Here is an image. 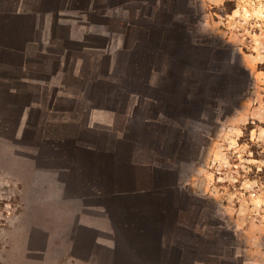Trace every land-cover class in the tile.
Wrapping results in <instances>:
<instances>
[{"label": "crops", "instance_id": "1", "mask_svg": "<svg viewBox=\"0 0 264 264\" xmlns=\"http://www.w3.org/2000/svg\"><path fill=\"white\" fill-rule=\"evenodd\" d=\"M181 3L0 0V158L68 264H263L218 197L221 157L264 113L250 53L204 41Z\"/></svg>", "mask_w": 264, "mask_h": 264}, {"label": "rangeland", "instance_id": "2", "mask_svg": "<svg viewBox=\"0 0 264 264\" xmlns=\"http://www.w3.org/2000/svg\"><path fill=\"white\" fill-rule=\"evenodd\" d=\"M181 8L187 13L182 16L186 22L205 23L204 41L231 38L236 47L250 53L253 107L264 110V75L254 77L256 62H264V56L260 59L264 0H182ZM191 34L198 36V31ZM260 114L243 126L239 138L221 157L218 197L220 215L234 214L235 224L250 229L244 236L237 235V243L240 238L245 245L251 242L252 258L264 264V113ZM8 163L0 158V264H68L66 232L59 234L57 224L50 220V206L36 205L35 192L20 183L23 176L13 174Z\"/></svg>", "mask_w": 264, "mask_h": 264}, {"label": "trees", "instance_id": "3", "mask_svg": "<svg viewBox=\"0 0 264 264\" xmlns=\"http://www.w3.org/2000/svg\"><path fill=\"white\" fill-rule=\"evenodd\" d=\"M234 8H235V6L232 7V9H234ZM258 68L259 69H264V62L259 63L258 64ZM248 127L250 128V125Z\"/></svg>", "mask_w": 264, "mask_h": 264}]
</instances>
